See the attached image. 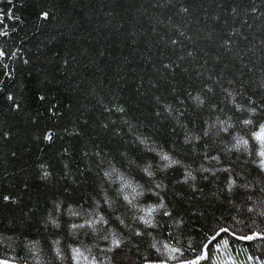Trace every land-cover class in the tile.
Instances as JSON below:
<instances>
[{"label": "trees", "instance_id": "obj_1", "mask_svg": "<svg viewBox=\"0 0 264 264\" xmlns=\"http://www.w3.org/2000/svg\"><path fill=\"white\" fill-rule=\"evenodd\" d=\"M0 52V264H264V0H0Z\"/></svg>", "mask_w": 264, "mask_h": 264}, {"label": "snow or ice", "instance_id": "obj_2", "mask_svg": "<svg viewBox=\"0 0 264 264\" xmlns=\"http://www.w3.org/2000/svg\"><path fill=\"white\" fill-rule=\"evenodd\" d=\"M43 16L46 18L48 16V14L47 13H43ZM3 55H5V53L4 52H0V56H3ZM250 122L251 121H246V123H250ZM47 139L51 140L52 139L51 135H48ZM257 139L262 141V142H264V130H262L261 133H259L257 135ZM242 143L247 144V141H242ZM260 156L264 157V151L260 152ZM163 158L165 160L169 159L167 156H165ZM171 163L174 164V163H176V161H171ZM262 163H264V162H262ZM149 175H151V173H149ZM6 199H7V197H6ZM160 207H163V205L161 204ZM149 215H151V213H149ZM145 223L146 224H151V220H145ZM73 227H76V225H73ZM223 232L226 233L227 230L225 229V230H223ZM255 238L256 237H253V236H242V237H240V239H246V240H252V239H255ZM115 243H116L117 246H119V241L118 240H116ZM206 258H209V257L204 256V255H202L200 257L201 260L206 259ZM186 264H199V261L193 262V261L189 260V261L186 262Z\"/></svg>", "mask_w": 264, "mask_h": 264}]
</instances>
